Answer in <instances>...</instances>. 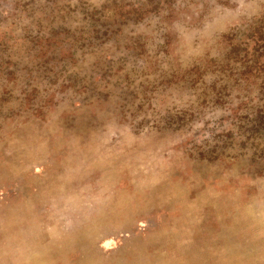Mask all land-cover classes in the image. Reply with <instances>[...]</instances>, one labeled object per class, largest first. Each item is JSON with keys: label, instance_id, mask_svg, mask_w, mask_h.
Instances as JSON below:
<instances>
[{"label": "rangeland", "instance_id": "1", "mask_svg": "<svg viewBox=\"0 0 264 264\" xmlns=\"http://www.w3.org/2000/svg\"><path fill=\"white\" fill-rule=\"evenodd\" d=\"M262 28L264 0H0V264H264Z\"/></svg>", "mask_w": 264, "mask_h": 264}, {"label": "trees", "instance_id": "2", "mask_svg": "<svg viewBox=\"0 0 264 264\" xmlns=\"http://www.w3.org/2000/svg\"><path fill=\"white\" fill-rule=\"evenodd\" d=\"M256 37L254 38V41L256 43L255 48L253 49L254 54H256V59L259 60L262 53H264V28L259 29L258 32H256ZM252 65V64H250ZM264 129V125H261Z\"/></svg>", "mask_w": 264, "mask_h": 264}]
</instances>
